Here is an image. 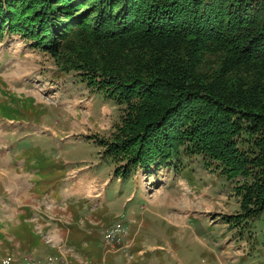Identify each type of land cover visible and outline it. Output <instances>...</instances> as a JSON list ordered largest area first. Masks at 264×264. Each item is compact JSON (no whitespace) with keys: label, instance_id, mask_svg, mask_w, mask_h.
<instances>
[{"label":"trees","instance_id":"obj_1","mask_svg":"<svg viewBox=\"0 0 264 264\" xmlns=\"http://www.w3.org/2000/svg\"><path fill=\"white\" fill-rule=\"evenodd\" d=\"M4 30L127 106L101 141L117 176L184 148L245 181L244 218L264 216V0H0Z\"/></svg>","mask_w":264,"mask_h":264},{"label":"rangeland","instance_id":"obj_2","mask_svg":"<svg viewBox=\"0 0 264 264\" xmlns=\"http://www.w3.org/2000/svg\"><path fill=\"white\" fill-rule=\"evenodd\" d=\"M1 71H7L8 78L6 80L0 75V96L3 100L0 113L4 117L13 120L19 117L18 114L25 118L33 117L38 133L44 134L48 115H51L54 126L49 128L58 134L55 135L60 138L57 144H65L67 151H71L65 158L73 163V169L63 182L71 194L89 196L94 192V197L90 199L96 201L101 198V182L98 181L101 179V149L102 155L109 161L108 166L112 165L115 169V176L125 178L117 176L116 169L126 163L114 162L106 154L107 148L101 145V141L111 139L117 132L116 128L122 125L128 111L126 105L116 103L97 86L90 85L86 74L62 69L57 57L49 50L35 46L34 41L27 39L23 33L0 31ZM180 151L166 165L152 166L150 171L137 168L127 178L139 185L140 192L147 195L155 211L166 214L172 222L203 216L213 225L226 226L234 245L232 250L236 255L242 253L239 257L251 256L255 245L260 244L258 253H255L257 260L253 259L251 264H264V216L244 218L242 196L238 190L245 181L241 178L229 180L217 163L201 155L189 156L184 148ZM79 179L87 185L72 186ZM91 203L87 202L85 207ZM93 209V216L87 217L89 225H79L81 230L86 231L87 238L83 233L70 235L74 247L83 241L86 244L92 242L87 249L88 254L82 256L84 259L96 256L98 251L101 253V241L105 250H109L104 244L97 206ZM29 229L31 233L24 237L18 233L22 230L13 234L17 236L15 254L10 253L3 259L11 257L16 264L25 263L28 257L37 262H45L50 256L56 258L57 263L63 259V252L67 249L65 243L57 246L50 243L48 235ZM177 230H180V236L184 232L178 227ZM18 251L20 254H16ZM176 252L182 264H220L214 258L217 255L215 252L201 249L197 242L189 239L178 245ZM76 257L79 256L75 254ZM166 264L172 263L169 261Z\"/></svg>","mask_w":264,"mask_h":264},{"label":"crops","instance_id":"obj_3","mask_svg":"<svg viewBox=\"0 0 264 264\" xmlns=\"http://www.w3.org/2000/svg\"><path fill=\"white\" fill-rule=\"evenodd\" d=\"M6 74L7 71L0 72L7 80ZM2 101L0 96V104ZM17 116L13 120L0 113V262L10 253L15 254L17 236L13 234L22 230L18 233L24 237L31 233L29 228L48 235L50 243L66 244L63 259L57 264H166L169 261L182 264L176 250L185 239L197 242L201 249L215 252L214 258L220 264H251L253 259L257 260L255 253L260 244L255 245L251 256L239 257L242 253L236 255L232 250L234 245L226 226L213 225L203 216H191L175 223L166 214L155 211L137 183L115 176V169L108 166L102 149L101 179L98 178L101 198L90 199L94 192L89 196L71 194L63 183L73 169V163L65 158L71 151H67L65 144H57L60 138L49 128L54 126L51 115H48L44 134L38 133L33 117ZM80 180L72 186L87 185ZM89 201L92 205L85 207ZM94 206L100 216L101 233L122 222L125 235L116 239L114 251H106L101 241V253L98 251L96 256L84 259L82 256L88 254L92 242L83 241L74 247L70 235L83 233L87 238L86 231L79 225H89L87 217L93 216ZM177 227L184 231L181 236ZM16 254H20L19 251ZM75 254L80 258H74ZM21 264H25L24 261Z\"/></svg>","mask_w":264,"mask_h":264},{"label":"built area","instance_id":"obj_4","mask_svg":"<svg viewBox=\"0 0 264 264\" xmlns=\"http://www.w3.org/2000/svg\"><path fill=\"white\" fill-rule=\"evenodd\" d=\"M122 234L125 235V229L122 222L116 223L115 225H113L104 232L103 235L104 244L106 248L109 249L107 251L111 252L115 250L114 248L115 241L116 239L120 238ZM0 264H16V263L11 257H9L3 259L0 262ZM25 264H57V259L50 256L45 260V262H37L33 257H28L25 258Z\"/></svg>","mask_w":264,"mask_h":264}]
</instances>
